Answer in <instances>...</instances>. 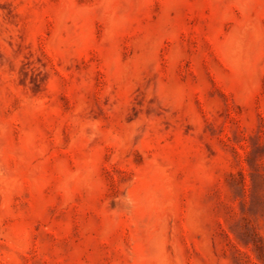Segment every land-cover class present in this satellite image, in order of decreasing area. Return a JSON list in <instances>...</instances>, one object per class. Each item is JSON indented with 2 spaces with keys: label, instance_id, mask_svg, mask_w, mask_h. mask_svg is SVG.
I'll return each mask as SVG.
<instances>
[{
  "label": "rangeland",
  "instance_id": "obj_1",
  "mask_svg": "<svg viewBox=\"0 0 264 264\" xmlns=\"http://www.w3.org/2000/svg\"><path fill=\"white\" fill-rule=\"evenodd\" d=\"M0 264H264V0H0Z\"/></svg>",
  "mask_w": 264,
  "mask_h": 264
}]
</instances>
